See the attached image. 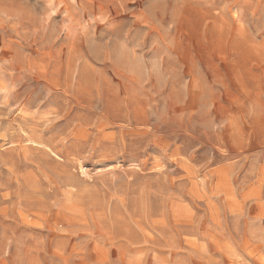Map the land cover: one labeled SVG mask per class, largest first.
I'll return each mask as SVG.
<instances>
[{
  "label": "rangeland",
  "instance_id": "rangeland-1",
  "mask_svg": "<svg viewBox=\"0 0 264 264\" xmlns=\"http://www.w3.org/2000/svg\"><path fill=\"white\" fill-rule=\"evenodd\" d=\"M0 264H264V0H0Z\"/></svg>",
  "mask_w": 264,
  "mask_h": 264
}]
</instances>
